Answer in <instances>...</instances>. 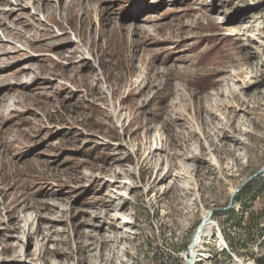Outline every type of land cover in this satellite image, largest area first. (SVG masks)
Masks as SVG:
<instances>
[{
  "label": "rangeland",
  "instance_id": "rangeland-1",
  "mask_svg": "<svg viewBox=\"0 0 264 264\" xmlns=\"http://www.w3.org/2000/svg\"><path fill=\"white\" fill-rule=\"evenodd\" d=\"M6 1L0 264H186L214 210L199 264L264 259V0Z\"/></svg>",
  "mask_w": 264,
  "mask_h": 264
},
{
  "label": "bare ground",
  "instance_id": "bare-ground-1",
  "mask_svg": "<svg viewBox=\"0 0 264 264\" xmlns=\"http://www.w3.org/2000/svg\"><path fill=\"white\" fill-rule=\"evenodd\" d=\"M27 1H30V0H27ZM31 1H34L35 3H36V5H35V8L36 9H38V11L40 10V12H44V13H57V14H59L60 12H62V13H65V16H64V19H67L69 16V14H70V12L75 8L76 10L78 9V6H79V4L77 3V2H75L74 0H68V1H62L61 2V0L59 1V0H55L56 1V3H54V4H52V3H48V0H31ZM50 2H52L51 0H49ZM26 2V1H25ZM61 2V3H60ZM18 3H20V1L18 0ZM0 4L1 5H5V4H9V2H0ZM21 4H19V6H20ZM80 9V8H79ZM12 13V12H11ZM11 13H9V15L11 14ZM69 19V18H68ZM21 24H23V26H30L31 28H34V29H37V27L34 25L33 26V24L32 23H30V21H19ZM4 31H5V35L7 36V37H9V38H15V39H17V40H19V39H24V33H23V31H16V32H14V31H10V30H8V27H6V28H4L3 29ZM44 31H46L45 29H44ZM71 33H69V38H68V40L70 41L71 40ZM26 40H27V38H25ZM2 40V41H1ZM1 42H3V39H1L0 38V43ZM9 48V47H8ZM1 49H2V51L4 50V49H7L6 48V45H1L0 44V53H1ZM72 52H74L72 49H68V50H66L65 52H64V55H63V53L62 52H58L57 54L59 55V56H61V57H63V58H66L67 57V54H71ZM71 61V60H70ZM77 61H78V56H77V58L74 60V61H72L73 63V65H77L76 63H77ZM2 70V71H1ZM3 72V69H1L0 68V78L1 77H3V75H5V74H1ZM21 72H23L22 70L19 72V71H17V70H15V71H13L12 73V75H11V79H13L15 82H17V84H19V85H21V86H25L26 84H25V81L23 80V78L25 77V78H27L26 76H24V77H21V76H19V74L18 73H21ZM22 75H24V74H22ZM25 75H26V73H25ZM33 80V79H32ZM33 82H35L34 80H33ZM3 89H1L0 90V120H1V117L3 116V112H4V110L8 107L7 106V104L6 103H9L8 101H10L11 100V98L12 99H15L17 96L18 97H20V99L22 100L23 98V95H24V93H22V90L19 88V89H17V88H15L13 85H9L8 83L7 84H1L0 85ZM5 92L7 93L8 92V94L9 95H2V94H5ZM233 97V96H232ZM240 99V98H239ZM8 109V108H7ZM196 154V153H195ZM18 200H16V207L11 211V214L13 215V217H11V218H17L16 220H18V221H22V219H20V217L18 216L17 217V215H18V213H19V210H21V204H20V201H18ZM25 202H27V201H25ZM24 202V203H25ZM106 206H109V207H111L112 209H118V208H120L121 207V205L119 204L117 207H116V205L114 206L113 205V201H110ZM108 208V207H107ZM110 209V208H109ZM108 210V209H107ZM49 211V210H48ZM53 211V210H52ZM54 212V211H53ZM109 215V213L107 212V213H105V215L104 216H106V215ZM14 215H16V216H14ZM100 214H98V216H99ZM62 216V215H61ZM97 216V217H98ZM105 218V217H104ZM109 218V217H108ZM114 218V217H113ZM100 219H101V217H100ZM204 219H206V225H205V227H204V230L202 231V234L200 235V238H199V241H198V243H197V245L196 246H199V243L201 242V237H203V236H206L208 233H210V232H215V229H214V226H213V219L212 218H210L209 219V214L208 213H206L205 214V216H204ZM96 221H98V220H96ZM94 224V223H93ZM92 224V225H93ZM112 224V223H111ZM96 226V225H95ZM112 227V226H111ZM20 228V227H19ZM22 228V227H21ZM93 228H95V227H93ZM102 227H100V226H97L95 229H94V231H98V232H102ZM40 231V229L38 228L37 229V231H36V233H34V235L35 234H37L38 232ZM53 233H54V231H53ZM217 234V236H218V241L220 242V246L221 247H224L225 246V242H224V240H223V237L222 236H220V233L219 232H217L216 233ZM103 237V236H102ZM86 238H88L89 240H91L90 242H86V243H81V244H79L80 246L78 247V253L80 254L81 252H89V251H91V250H93V248H94V244H95V240H94V237H92L91 235H86ZM99 239V238H98ZM105 239V238H104ZM204 239V238H203ZM105 241H106V239H105ZM105 241L104 240H102L101 241V244L103 245V244H105ZM204 241V240H203ZM97 243V242H96ZM107 243V242H106ZM204 243V242H203ZM108 244V243H107ZM45 251V250H44ZM57 255H59V253H56ZM65 255V254H64ZM59 257V256H58ZM100 258V257H99ZM204 258H205V254L203 253V252H201V251H199V250H195V255H194V257L191 259V257H187V259H189L190 260V264H199L200 262H203V260H204ZM86 261V260H85ZM78 264H79V262H78ZM248 264H252V263H248Z\"/></svg>",
  "mask_w": 264,
  "mask_h": 264
},
{
  "label": "water",
  "instance_id": "water-1",
  "mask_svg": "<svg viewBox=\"0 0 264 264\" xmlns=\"http://www.w3.org/2000/svg\"><path fill=\"white\" fill-rule=\"evenodd\" d=\"M217 210L212 211L209 214V219L212 218L214 212H216ZM206 225V219L203 220L202 224L200 225V227L197 229L194 237H193V241L191 242L190 246L188 247V256L191 257V259L194 257L195 255V250L197 249V243L199 241L200 235L202 234V231L204 230V227ZM220 236H221V232L219 231ZM224 240V239H223ZM225 242V241H224ZM225 246L227 248V244L225 243ZM186 264H190V260L188 259Z\"/></svg>",
  "mask_w": 264,
  "mask_h": 264
},
{
  "label": "trees",
  "instance_id": "trees-1",
  "mask_svg": "<svg viewBox=\"0 0 264 264\" xmlns=\"http://www.w3.org/2000/svg\"><path fill=\"white\" fill-rule=\"evenodd\" d=\"M233 219H236V218H233ZM237 221H238V224L241 223V222H240L241 220H237ZM225 240L227 241L228 246L232 249L233 246H232L231 243L229 242L227 236H225ZM233 251H234V250H233ZM257 264H264V259H262V260H258V261H257Z\"/></svg>",
  "mask_w": 264,
  "mask_h": 264
}]
</instances>
